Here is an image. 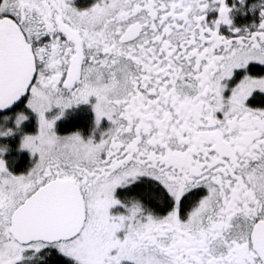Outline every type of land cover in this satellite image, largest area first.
I'll return each mask as SVG.
<instances>
[{"label":"snow or ice","instance_id":"1","mask_svg":"<svg viewBox=\"0 0 264 264\" xmlns=\"http://www.w3.org/2000/svg\"><path fill=\"white\" fill-rule=\"evenodd\" d=\"M256 7L241 29L227 0H0V138L32 157L0 144V264H264ZM93 97L91 134H59Z\"/></svg>","mask_w":264,"mask_h":264},{"label":"trees","instance_id":"2","mask_svg":"<svg viewBox=\"0 0 264 264\" xmlns=\"http://www.w3.org/2000/svg\"><path fill=\"white\" fill-rule=\"evenodd\" d=\"M93 121L94 115L91 109L86 105H81L67 111L65 116L57 121L56 130L63 134L79 130L82 134L87 135L92 128ZM25 130L34 131V121L28 124ZM0 144L8 145L9 150L4 153V158L8 162L10 170L15 174L22 173L31 167L32 157L30 154L25 150L18 151L19 134L0 138ZM123 194L118 190V195L122 196ZM60 264H68V261L61 259Z\"/></svg>","mask_w":264,"mask_h":264},{"label":"flooded vegetation","instance_id":"3","mask_svg":"<svg viewBox=\"0 0 264 264\" xmlns=\"http://www.w3.org/2000/svg\"><path fill=\"white\" fill-rule=\"evenodd\" d=\"M76 3L78 6H83V5L91 3V0H76ZM227 3L230 6L233 3L235 4V8H233L232 13H231L233 26L243 29L245 27L250 28L253 25V23H259V21H260V7L253 8V5L254 4L264 5V0H244L243 4H241L240 0H227ZM216 15H218V13H216V12L210 13V17L216 16ZM228 29H229L228 25H221V31L224 34H226V35L229 34ZM93 103H95L94 97L90 98V103L80 104L78 106H81V105L88 106L94 115V111L92 109ZM78 106H73L70 109H73V108L78 107ZM70 109L66 110V113ZM107 124H108V122L106 120L102 122L103 127H106ZM93 127H94V121H93L92 128L90 129L89 133L87 135H84L82 133L81 134L85 138H87L91 134ZM59 134L64 135L63 133H59ZM66 134H68V133H66ZM98 135L99 134L97 133V137H98ZM0 147H3V146H0Z\"/></svg>","mask_w":264,"mask_h":264},{"label":"rangeland","instance_id":"4","mask_svg":"<svg viewBox=\"0 0 264 264\" xmlns=\"http://www.w3.org/2000/svg\"><path fill=\"white\" fill-rule=\"evenodd\" d=\"M9 126H11V125H9ZM25 151H27V150H25Z\"/></svg>","mask_w":264,"mask_h":264}]
</instances>
